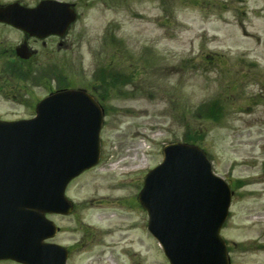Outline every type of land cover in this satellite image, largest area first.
Returning a JSON list of instances; mask_svg holds the SVG:
<instances>
[{"label":"rangeland","instance_id":"rangeland-1","mask_svg":"<svg viewBox=\"0 0 264 264\" xmlns=\"http://www.w3.org/2000/svg\"><path fill=\"white\" fill-rule=\"evenodd\" d=\"M70 1L80 13L73 29L31 41L35 61L57 59L74 87L91 88L103 66L127 78L105 90L100 163L68 189L78 208L59 221L58 237L73 247L69 264H169L148 233L138 193L162 146L185 133L231 182L223 232L232 264H264V0ZM20 38L0 29L7 44L0 68ZM43 91H23L22 104L1 88L0 118L32 116ZM212 98L224 106L216 120L197 113Z\"/></svg>","mask_w":264,"mask_h":264},{"label":"water","instance_id":"water-1","mask_svg":"<svg viewBox=\"0 0 264 264\" xmlns=\"http://www.w3.org/2000/svg\"><path fill=\"white\" fill-rule=\"evenodd\" d=\"M10 11L13 15L6 17ZM50 13L56 15H45ZM0 19L38 35H44L41 30L62 34L74 14L71 4L44 1L32 9L16 4L2 7ZM100 125L98 105L75 90L47 97L31 119L0 120V209L10 210L9 234L21 227L33 245L53 234L44 212H66L67 182L98 161ZM139 200L148 211L149 230L173 264H227L219 228L230 193L212 175L199 148L180 143L165 146L163 162L146 175ZM15 219H22L20 226L13 223ZM42 250L53 252L54 247L42 245Z\"/></svg>","mask_w":264,"mask_h":264},{"label":"flooded vegetation","instance_id":"flooded-vegetation-1","mask_svg":"<svg viewBox=\"0 0 264 264\" xmlns=\"http://www.w3.org/2000/svg\"><path fill=\"white\" fill-rule=\"evenodd\" d=\"M0 4H2L0 2ZM10 28L21 35L20 41L13 46L12 58L9 59V62L0 68L1 80L3 85L2 89H5L9 94V99L12 98L16 101H20L23 104V91L25 94L30 93L34 88H40L44 90L43 94H49L53 91L63 89L71 86L68 73L65 69V66L61 63H58L57 59H53L51 56H45L44 60L39 62L35 61L36 50L35 47L31 44V41L43 42L51 38H59L57 35H48L44 38H38L30 35L29 33L24 32L18 28H15L7 23L0 22V29ZM68 32L65 36H67ZM65 36L61 37L64 38ZM64 43L59 42V46H62ZM0 47H4L3 50L0 49V53H3L7 50V44L4 40H0ZM20 47H25L26 53L31 54L30 58L24 59L18 55L17 49ZM12 50V48H11ZM53 59V60H52ZM69 83V84H68ZM66 85V86H64ZM0 88V89H1ZM23 94V95H22ZM7 96V97H8ZM30 108H35V104H31ZM66 189V195L69 199L72 200L71 195L68 193L69 186ZM78 206L74 205L72 211L67 214H47L49 218H52L57 225V232L52 238V242L63 245L67 250V259L66 264L70 263L72 255V245L65 244L59 240L58 235L62 232V226L60 224L61 219L71 218L77 212ZM0 264H25L23 261H18L13 258L0 259Z\"/></svg>","mask_w":264,"mask_h":264},{"label":"trees","instance_id":"trees-1","mask_svg":"<svg viewBox=\"0 0 264 264\" xmlns=\"http://www.w3.org/2000/svg\"><path fill=\"white\" fill-rule=\"evenodd\" d=\"M220 111V110H219ZM218 112V110L216 112H214V110L212 108H210V111L208 114H206L207 117L211 116V117H215L216 113Z\"/></svg>","mask_w":264,"mask_h":264}]
</instances>
